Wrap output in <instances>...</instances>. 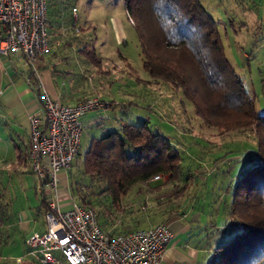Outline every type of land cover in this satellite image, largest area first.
<instances>
[{"label":"trees","instance_id":"16d2710c","mask_svg":"<svg viewBox=\"0 0 264 264\" xmlns=\"http://www.w3.org/2000/svg\"><path fill=\"white\" fill-rule=\"evenodd\" d=\"M75 1L47 0L48 34L59 30L61 22L74 21ZM122 1L148 75L181 89L197 117L220 133L249 130L252 138L229 140L221 151L203 152L190 140L187 144L179 140L181 134L173 137L153 130L146 117L138 123L120 120L117 128L89 141L82 173L103 186L99 192L84 194L78 183V203L93 209L100 201L97 195L104 193L108 204L116 205L136 184L168 174L169 182H183L185 188L193 187V194L159 205L152 217L159 223L154 225L189 212L184 220L190 224L187 236L197 239L196 264L260 263L264 258V114H256L254 98L227 59L217 21L200 0ZM36 91L41 101L39 87ZM195 143L207 146L202 140ZM207 164L211 172H206ZM194 214L198 217L192 220Z\"/></svg>","mask_w":264,"mask_h":264},{"label":"rangeland","instance_id":"374dc122","mask_svg":"<svg viewBox=\"0 0 264 264\" xmlns=\"http://www.w3.org/2000/svg\"><path fill=\"white\" fill-rule=\"evenodd\" d=\"M200 1L217 21L225 55L246 92L254 98L256 114H264V0ZM73 6L71 13L75 21L63 24L55 35L57 41L48 45L47 52L52 48L50 54L57 53L54 72L58 86L66 90L71 83L77 84L85 88L89 97H104L107 102L101 99L103 107L88 111L80 119L83 131L76 159L66 170L69 180L57 183V197L63 210L70 207L69 197L78 204L75 190L78 183L84 194L101 190V181L87 180L90 177L82 173L84 153L91 139L117 128L120 120L138 123L146 117L153 130L173 137L181 134L183 137L179 140L185 144L190 140L192 145L209 152L217 151L229 140L252 138L249 130L239 134L220 133L197 117L181 89L163 81L156 82L148 75L137 33L122 0H76ZM25 66L35 71L27 61ZM37 72L42 75V71ZM82 76H87L85 81ZM40 82L42 84V80ZM8 134L0 123V223L10 219L13 224L26 214L42 226L43 216L38 212L42 209L40 190L44 191L45 198L51 197L52 191L30 170L28 162L18 164L15 170L5 168L7 162H16L18 149L22 159L25 158L26 137H22V132L20 136ZM195 139L207 146L196 145ZM197 161L205 162L204 159ZM205 167L206 172H211L208 164ZM168 178V174L160 175L158 180L136 184L116 205H109L104 193L97 195L100 201L93 209L98 214L99 225L104 229L101 224L105 223L111 232L118 234L146 228L145 223H159L158 218L152 219L161 209L159 205L168 206L182 201L186 194H193V187L185 188L183 182L171 183ZM200 179H204L203 174ZM187 214L189 217V212ZM138 222L142 223L134 227ZM18 229L16 223L11 228L0 224V232H3L0 233V257L10 259L11 263L17 255L26 260L30 258L25 255L27 251L23 249ZM7 236L12 240L4 244L1 239ZM258 264H264V258Z\"/></svg>","mask_w":264,"mask_h":264},{"label":"built area","instance_id":"2783aa9c","mask_svg":"<svg viewBox=\"0 0 264 264\" xmlns=\"http://www.w3.org/2000/svg\"><path fill=\"white\" fill-rule=\"evenodd\" d=\"M47 50V0H0V56L21 54L34 67ZM39 87L42 110L28 118L27 157L32 172L52 193L46 198L45 231L26 238L27 254L39 264H161L173 237L167 225L111 235L100 227L94 209L72 197L69 209L61 208L58 172L68 170L78 154L81 117L104 102L93 96L61 104Z\"/></svg>","mask_w":264,"mask_h":264},{"label":"crops","instance_id":"0c3cea01","mask_svg":"<svg viewBox=\"0 0 264 264\" xmlns=\"http://www.w3.org/2000/svg\"><path fill=\"white\" fill-rule=\"evenodd\" d=\"M62 25L63 23L61 22L60 26ZM56 34L57 31L49 34L48 41L50 43L48 42V45L50 44L51 46L52 41H57V38L55 36ZM51 50L52 48L49 49V52H46L36 60L34 66L35 71L26 68V66L24 67V62L26 60L21 54L0 56V123H2V128L5 131H8V135L20 136L22 132V137H26V143L24 144L23 148V154L25 155V158L22 159L21 151L20 149H18L19 151L16 156V162H7L5 164V168L8 167V169L10 168V170H15V167L20 163L23 164L25 162H28L29 164V160L27 157L29 144L28 118L30 115L38 114L42 110V104L36 91L39 85L46 91V93L52 100L61 104L73 105L78 101L91 96L90 94L85 93V88H82L81 86L73 83H71L72 85H70L69 89H60L54 72L56 71V61L54 58L57 57V53L50 54ZM37 70L39 72L42 71V75H38ZM81 71L82 73H84L82 68ZM86 73L84 75H86ZM82 77L84 81L87 78V76ZM41 80L42 84L40 82ZM95 90L97 91V89ZM109 91L112 92L111 90ZM101 99L104 100V97H101ZM58 177L59 180L64 182L69 180L66 170L59 171ZM150 180H152V178ZM40 194L42 209L38 210V212L43 216L42 226H39L38 221L36 222L35 220H32V218L27 216L26 214L20 216L18 221L13 223H16L18 225L19 229L17 232L20 235L23 249H26V251V238L32 233H41L45 231L44 213L46 210V196L43 190H40ZM196 216L197 215L194 214L192 217L195 218L192 219L191 217V219L195 220L198 217ZM187 218L188 214L184 217H172L167 222H165V225H167L169 230L172 232L173 237L166 245L161 264H196L198 262L199 251L196 246L197 239L187 236V232L190 228V224L184 220ZM5 222L7 224L2 220L0 224H4L5 228H11L13 226L10 219L6 220ZM135 224L136 223H134V226ZM101 225L105 230H107V233L114 235L108 225H106L105 223ZM3 230L4 229H2V231ZM2 231L0 232L1 234L3 233ZM179 236H181V238L177 239V237ZM183 236L185 237L183 238ZM10 240H12L10 236H7L6 239H1L4 244H7ZM172 240H174V242H171ZM25 255H28L27 252H25ZM15 258L16 259L14 260V262L11 263L10 259L4 260L3 257H0V264H39L31 256L27 260L25 258H22V255H17Z\"/></svg>","mask_w":264,"mask_h":264}]
</instances>
